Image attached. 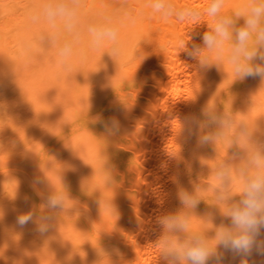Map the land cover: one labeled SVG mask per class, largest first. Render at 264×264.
<instances>
[{
	"label": "bare ground",
	"instance_id": "obj_1",
	"mask_svg": "<svg viewBox=\"0 0 264 264\" xmlns=\"http://www.w3.org/2000/svg\"><path fill=\"white\" fill-rule=\"evenodd\" d=\"M239 2L226 0L223 11L230 13ZM25 3L0 0V34L10 35L13 27L20 29L18 35L0 41V93L7 94L14 86L7 74L16 73L19 66L27 64L23 70L31 63L38 67L33 62L40 59L38 63L42 60L43 68L49 63V68L30 71L26 76L34 79L28 87L17 82L20 93L14 92L21 96L13 99L10 92L8 100L0 95L9 118L5 125L1 123L4 126L0 124V164H6L0 165L4 167L0 169V212L22 213L34 207L8 193L11 173L25 180L39 205L46 186H34L37 176H46L48 186L57 190L63 184L70 201L44 235L32 223L21 228L17 218L0 213V257L11 247L17 253L15 258H0V264H160L156 242L161 217L188 213L192 228L209 238L219 226L228 225L223 205L215 199V171L232 149L224 137L214 145L197 148L194 138L186 140L181 133L179 116L199 114L203 106L217 104L222 111H231L237 122L264 126V82L249 78L232 83L226 60L222 69L213 66L199 75L187 56L179 54V38L187 39L193 30L201 35L207 30L203 24L210 20L205 11L209 0H171L177 9L191 6L201 11L199 20L183 22L153 13L148 0H81V35L68 66L59 62L58 46H43L42 38L52 32L44 18L41 23L46 26L28 28ZM8 6L16 9L9 11ZM21 10L24 14L18 13ZM126 10L133 12L134 22L124 18ZM105 18L118 29L116 55H112L111 43L100 48L90 44L88 26L103 23ZM64 39L71 36L64 33L60 43ZM40 77L59 80L62 87L55 96L39 97L50 103L38 106L34 86ZM97 115L116 117L122 126L120 135L105 136L100 124L91 123ZM72 118L73 124L66 123ZM42 119L49 120L48 125ZM48 134H54L53 158L38 163L35 147ZM105 161L111 176L108 182ZM7 164L11 168L6 169ZM232 187L235 191V181ZM180 188L198 190L201 202L196 209L180 204ZM37 245L42 247L37 249ZM225 264H240V258L226 254ZM249 264H264V255L254 252Z\"/></svg>",
	"mask_w": 264,
	"mask_h": 264
},
{
	"label": "clouds",
	"instance_id": "obj_2",
	"mask_svg": "<svg viewBox=\"0 0 264 264\" xmlns=\"http://www.w3.org/2000/svg\"><path fill=\"white\" fill-rule=\"evenodd\" d=\"M225 3L226 0H209L205 11L210 20L203 24L207 30L202 35L193 30L187 39L179 38L176 45L179 54L187 56L199 75L213 66L222 69L226 60L231 65L232 83L249 78H259L262 83L264 0H240L230 13L223 11ZM147 6L153 13L164 18L174 16L181 22L201 17L199 9L191 6L177 9L171 0H148ZM80 8L81 0H51L31 14L33 22L43 17L51 26L52 32L42 38V44L45 48L58 46L59 62L64 66L69 65L80 40ZM123 15L134 22L131 10H126ZM87 32L93 48L111 43L112 55L119 53L118 29L110 18L100 24H90ZM64 33L71 39L60 43ZM4 108L0 104V112ZM179 119L181 133L185 134L186 140L194 138L197 148L214 145L224 137L232 149L228 160L215 171V199L223 205V213L230 223L219 226L209 238L201 230L192 228L188 213L161 217L156 242L160 249V264H225L226 254H231L233 259L240 258V264H249L254 252L264 255V126L256 122L249 124L246 120L237 122L231 111H222L217 104L205 105L199 114L179 116ZM91 123L100 124L109 138L121 133L122 126L116 117L104 119L97 115ZM106 163L103 168L108 182L111 176L105 169ZM48 182L46 176L34 178V186H46V190L40 192L41 204L20 213L16 221L21 228L32 223L40 235L50 230L56 214L66 210L70 201L63 184L62 189L57 190L51 184L48 186ZM177 198L187 209H196L201 202L198 190L180 188Z\"/></svg>",
	"mask_w": 264,
	"mask_h": 264
},
{
	"label": "rangeland",
	"instance_id": "obj_3",
	"mask_svg": "<svg viewBox=\"0 0 264 264\" xmlns=\"http://www.w3.org/2000/svg\"><path fill=\"white\" fill-rule=\"evenodd\" d=\"M20 1H22L23 2V4L26 2L25 0H20ZM39 1V3H40V1H41V5H42V7H43V5L45 4V3H48V2H51V0H32V3H25V8H27V10H26V12L23 10H21V11H19L18 13L19 14H21V13H23L24 14V12H25V18H26V21H27V26H28V28H34V29H41V27L44 25V26H46V25H49L48 23L45 25V22H43V23H41L42 22V20H43V17H41V19L38 21V22H33L32 21V19H31V14L34 12V11H37L38 9V6L39 5H37V2ZM40 5V6H41ZM42 7H41V9H42ZM6 9H8L9 11H11V10H15L16 8L14 7H10V6H8ZM45 20V19H44ZM46 21V20H45ZM47 22V21H46ZM11 29V28H10ZM43 29H45V28H43ZM45 31H48V27H47V30L45 29ZM20 32V29L18 28H12V32L10 33V35H4V34H0V41H3L5 38H7V37H9V36H16V35H18V33ZM43 32H44V30H43ZM42 32V33H43ZM50 33V31L49 32H47V34H49ZM45 34V33H44ZM47 34H45V35H47ZM38 60H40V59H36V61L34 60V62L33 63H35V64H37V66L38 67H34L35 65H32V63L30 64L31 65V67L29 68V69H27V70H23V69H25V67H27V64L25 65V66H23V67H21V66H19V67H21L20 69H19V67H18V69H16L15 67H14V69H13V71H15V69L17 70V72L16 73H14V72H12V73H9L10 74V76L7 74V77H9V79H10V81H11V86L13 85V83H14V86H12V87H9L10 89H9V91L7 92V94H9L10 92H12L11 94H9V96L11 95L12 96V98L14 99V98H17V97H19V96H21V94H17V93H15L14 92V89H17L16 90V92H18V91H20L19 89H21V88H18V87H20V85H19V83L21 84V86H23V87H28V84L30 83H28V81L30 80H32V79H34V78H30V77H28V76H26L30 71V74H32L33 72L34 73H40L44 68H45V70L47 69V68H49L48 66H47V64H49V63H45V66H44V68H43V63L42 64H40V62L42 61H40L39 63H38ZM38 64H40V65H38ZM42 66V67H41ZM47 67V68H46ZM32 69V70H31ZM33 71V72H32ZM39 71V72H38ZM10 72V71H9ZM26 73V74H25ZM33 73V74H34ZM21 74H22V76H21ZM24 76H26V77H24ZM26 78V79H28V80H24V79ZM41 79H36L35 81L36 82H38V80L40 81V82H38L37 83V86L35 85L34 87H35V89H37L38 90V94H37V104H38V106H40V104L42 103H45L46 104V102H48L47 104H49L50 103V100L49 99H47V100H45L46 98H48V97H45L46 95L48 96V95H52V96H55V95H57L58 93H61V88H59L60 87V85H61V81H59V80H52V81H46L45 79H43L42 80V78L43 77H40ZM17 79H18V81H17ZM34 81V80H33ZM17 82H19V83H17ZM48 82V83H47ZM51 82V83H50ZM56 82V83H55ZM58 82V83H57ZM53 84H55L54 86H53ZM9 85H10V83H9ZM61 87H62V85H61ZM22 89H24V88H22ZM13 90V91H12ZM18 93H20V92H18ZM7 94L6 93H0V95H5L4 96V99H10L9 98V96H7ZM14 94H16V95H14ZM8 97V98H7ZM39 97H42V98H45V99H42V100H38V99H41V98H39ZM21 98V97H20ZM1 100H3V99H1ZM44 101V102H43ZM21 105L23 104L22 102H19ZM20 105V106H21ZM25 105V104H24ZM29 106H30V104H29ZM21 107H23V108H25V107H28V106H21ZM50 107V106H49ZM18 109V108H17ZM21 108L19 107V110H20ZM74 109V108H73ZM46 111L48 110L49 111V109L48 108H46L45 109ZM5 113V111H3V112H0V124L2 123H4V125L6 124V123H8L7 122V120L9 119L8 118V116H6V114H8L7 112H6V114H4ZM17 113V112H16ZM73 113H76V110L74 109L73 110ZM3 116H5V117H3ZM47 118V117H46ZM75 118V117H74ZM6 119V120H5ZM45 119V118H44ZM44 119H42V124L45 126V125H48V121H45L44 122ZM48 119V118H47ZM3 120H5V122L3 121ZM72 121L71 122H69V120H67L68 122H66V123H70V124H73V121L75 120V119H71ZM65 123V124H66ZM1 124V126H4V125H2ZM64 124V125H65ZM67 125V124H66ZM80 127V126H79ZM79 127H78V130H79ZM66 129H67V127H66ZM70 129H73V128H70ZM81 129H83V128H81ZM67 132H69L70 130H66ZM80 131H78V133H79ZM82 132H83V130H82ZM70 133V132H69ZM77 133V132H76ZM79 134H81V133H79ZM79 134H77V135H79ZM77 135H75V134H73L72 136L73 137H75V136H77ZM54 134L52 135V134H48L47 136H46V138H44L39 144H37V145H39V146H36L35 147V150H34V152L37 154L36 156H38V159H39V161H38V159H37V161H38V163H42V161H45V162H47V161H49L50 159H52L53 158V147L54 146H52V145H54L53 143V141H54ZM70 138H71V136H70ZM1 147H3V145L1 144V146H0V148ZM38 147V148H37ZM2 149V148H1ZM0 149V150H1ZM37 150V151H36ZM41 157V158H40ZM37 158V157H36ZM41 161V162H40ZM44 163V162H43ZM1 166H4V165H6V164H3L2 162H1V164H0ZM7 165H9L8 167L7 166H5V168L6 169H8V168H11V166H10V164H7ZM2 168H4V167H1L0 169H2ZM12 175H10V174H8V177L12 180V184H11V186H10V188H9V194L11 195V197L12 198H17L18 199V197L23 201V202H31L32 204H33V206L34 207H36V206H38L39 205V199L34 195V193H32L31 192V190H29L28 189V186L26 185V183H25V180L20 176V175H15L14 173H11ZM73 193V192H72ZM20 201V200H19ZM1 213V215L2 216H6V215H9V216H14L15 218H17V216L21 213V212H15V211H10V209H6V210H4V211H1L0 212ZM10 220L8 219L6 222H9ZM42 246L41 245H37L35 248H41ZM16 248L15 247H11V248H9V251H7L6 252V254H2L1 255V257L0 258H6V259H10V258H15L16 256H17V253L15 252L16 250H15ZM2 256H4V257H2ZM34 259V258H33ZM17 261H11L9 264H15Z\"/></svg>",
	"mask_w": 264,
	"mask_h": 264
}]
</instances>
